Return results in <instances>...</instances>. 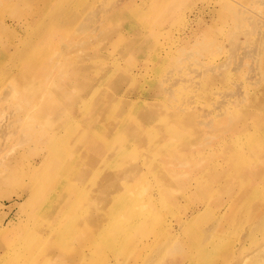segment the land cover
<instances>
[{
	"label": "rangeland",
	"instance_id": "rangeland-1",
	"mask_svg": "<svg viewBox=\"0 0 264 264\" xmlns=\"http://www.w3.org/2000/svg\"><path fill=\"white\" fill-rule=\"evenodd\" d=\"M262 256L264 0H0V264Z\"/></svg>",
	"mask_w": 264,
	"mask_h": 264
},
{
	"label": "bare ground",
	"instance_id": "bare-ground-1",
	"mask_svg": "<svg viewBox=\"0 0 264 264\" xmlns=\"http://www.w3.org/2000/svg\"><path fill=\"white\" fill-rule=\"evenodd\" d=\"M263 257V256H262ZM262 259H264V257L262 258ZM262 259H260L261 261H264V260H262Z\"/></svg>",
	"mask_w": 264,
	"mask_h": 264
}]
</instances>
